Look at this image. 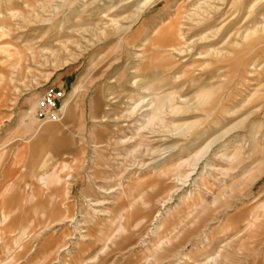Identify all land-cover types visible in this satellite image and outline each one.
<instances>
[{
    "label": "rangeland",
    "instance_id": "rangeland-1",
    "mask_svg": "<svg viewBox=\"0 0 264 264\" xmlns=\"http://www.w3.org/2000/svg\"><path fill=\"white\" fill-rule=\"evenodd\" d=\"M263 1L158 0L123 35L137 0H0V190L13 185L0 215L19 250L0 264L51 250L44 264H264V44L228 65L230 45L264 28ZM129 73L165 108L151 124ZM49 90L58 115L35 137Z\"/></svg>",
    "mask_w": 264,
    "mask_h": 264
},
{
    "label": "bare ground",
    "instance_id": "bare-ground-1",
    "mask_svg": "<svg viewBox=\"0 0 264 264\" xmlns=\"http://www.w3.org/2000/svg\"><path fill=\"white\" fill-rule=\"evenodd\" d=\"M87 1V0H86ZM114 1H118L117 4L120 5L121 7L122 6H126V7H129L130 5V0H95L96 3H104L105 5L108 4L109 6L113 4ZM137 4L135 5V9H134V13L132 14L131 18H129L128 21V24L125 26V27H121V31H122V34L123 35H128L132 32V29L133 27L137 24V22L139 21V19L141 18V16L144 14V12L150 7L152 6L156 1L158 0H137ZM256 1V0H255ZM259 1V0H258ZM65 2V1H64ZM229 2V1H228ZM232 1H230L229 3H231ZM239 2V1H238ZM264 2V1H263ZM220 4V3H219ZM223 4V3H222ZM134 5V4H133ZM262 5V4H261ZM81 6V4H80ZM230 6V5H228ZM260 6V5H259ZM264 6V4H263ZM114 7V6H113ZM206 7V6H205ZM219 7V6H218ZM256 6H254L253 8L255 9ZM130 8V7H129ZM232 8V7H231ZM235 8V7H234ZM252 8V9H253ZM262 8V6H261ZM104 9V8H103ZM121 9V8H120ZM230 9V8H229ZM253 9V10H254ZM263 9V8H262ZM74 10V9H73ZM123 10V9H122ZM259 10V9H257ZM77 11V10H76ZM107 13H106V16H109V15H113L115 13V11H117L116 9L115 10H112V8H107ZM125 11V10H124ZM224 11V10H223ZM74 12V11H73ZM250 12V11H249ZM255 12V11H254ZM258 12V11H257ZM78 13V12H77ZM89 13V12H88ZM197 13V12H196ZM217 13V11L215 12ZM260 13V12H259ZM197 15V14H196ZM201 15V14H200ZM218 14H216L217 16ZM233 15V14H232ZM251 15H252V12H251ZM124 16V15H123ZM225 16V15H224ZM226 16H227V13H226ZM225 16V17H226ZM247 16H249L247 14ZM100 17V16H99ZM219 17V15H218ZM229 17V16H228ZM123 18V17H122ZM127 18V17H126ZM201 18V17H200ZM215 19V18H214ZM125 20V18H124ZM223 20V19H222ZM230 20H233L230 19ZM196 21V20H195ZM219 21V20H218ZM228 21V20H227ZM94 22V21H92ZM124 23V22H123ZM122 23V24H123ZM197 23V22H196ZM222 23V21H221ZM228 24V23H227ZM230 24V23H229ZM196 25V24H195ZM222 25V24H221ZM219 25V26H221ZM223 27V26H222ZM227 27V26H226ZM119 28V27H118ZM158 28V27H157ZM215 29V28H214ZM220 30V29H219ZM221 31V30H220ZM240 31V30H239ZM116 32V30L114 31ZM118 32V31H117ZM235 33V32H234ZM238 33V32H237ZM245 33V31H244ZM103 35V34H102ZM101 35V36H102ZM202 35V34H201ZM212 35V33H211ZM230 35V34H229ZM258 35L261 36V38H258V39H253V37H257ZM218 37V35H216ZM230 37V36H229ZM152 38V37H151ZM213 39V38H212ZM229 39H227L228 41ZM118 41H121V37L119 38ZM197 41V40H196ZM195 41V42H196ZM206 41V39H205ZM211 41V39H210ZM213 41V40H212ZM231 41V40H230ZM239 41L242 43V45L244 44V46H240L238 45L237 43H232V45H230L231 49H233V52L235 53V55L231 56L230 59H229V67L233 68V69H237L239 66H242L241 61H240V58H243L245 55H246V52L249 51V52H254V51H257V49L259 48V46L263 45L264 44V28L258 30H254V31H250L247 35H241L240 38H239ZM204 41H202L203 43ZM201 43V42H200ZM213 43V42H212ZM225 43V42H224ZM228 43V42H227ZM100 44V43H99ZM196 44V43H195ZM208 44V43H207ZM229 44V43H228ZM198 45V44H197ZM43 46V45H42ZM188 49V48H187ZM193 49V48H192ZM185 50V49H184ZM189 50V49H188ZM186 52V50H185ZM180 53H183L180 52ZM186 54V53H185ZM225 54V53H224ZM136 55V54H135ZM187 55V54H186ZM171 56V55H170ZM208 56H211L213 59L215 60H218L220 58H222V56H220V53L219 52H213L211 54H209ZM229 57V56H228ZM146 58V56H145ZM148 59V58H147ZM139 62V61H138ZM240 62V63H239ZM132 66V65H131ZM134 66V65H133ZM248 66V65H247ZM130 68V67H129ZM128 68V69H129ZM136 68V67H135ZM247 68V67H246ZM249 68V66H248ZM131 69V68H130ZM129 69V71H130ZM250 69V68H249ZM134 70V69H133ZM230 70V69H229ZM135 71V70H134ZM132 72V71H131ZM247 76H250L252 75L251 72L250 73H245ZM129 76L128 78V81L130 82L129 83V90L130 92L133 91L134 89H137L139 92H142V94H140L141 96H139V100H138V104L135 106V110L137 109H143V111L141 112V114L143 113L144 116H143V120L145 121V123L148 124H151L153 123V121L157 118H155V114L157 112H161L162 110L164 111V106L162 105V103H160V101L157 100L156 96L155 98L153 97L154 94H149L148 92V81L145 79L144 82L142 84H140L138 87L136 86V80L140 77H138L139 75L138 74H134V73H129L127 74ZM147 77V76H146ZM156 78V77H155ZM82 80L83 78L82 77H79L78 81L76 82L75 86L73 87L72 89V92L70 93L69 97H68V100L65 102L64 104V111H63V115H69L71 112H72V109H73V101L74 99L78 96L79 94V91L82 87ZM140 80V79H139ZM142 82V81H141ZM151 84V83H150ZM149 94V96H147ZM257 95V94H255ZM147 96V97H146ZM150 99H147L148 97H150ZM218 97V96H217ZM205 98V97H204ZM212 98V97H211ZM126 99H129V98H126ZM159 99V98H158ZM161 99V98H160ZM168 99V98H166ZM130 101V100H129ZM162 102H165V101H162ZM213 104V103H212ZM165 105V104H164ZM167 105V104H166ZM168 108V109H167ZM166 110H168L170 112V114H177L175 111H172L170 110L169 107H167ZM219 109V108H218ZM134 110V109H133ZM128 111V110H127ZM139 111V110H138ZM222 112V111H221ZM133 113V112H132ZM134 113H137V112H134ZM163 113V112H162ZM161 114V113H160ZM227 115H229L228 112H226ZM131 115V114H130ZM167 115V114H165ZM142 116V115H141ZM157 116V115H156ZM169 118V117H168ZM171 118V117H170ZM173 118V117H172ZM171 118V119H172ZM170 119V120H171ZM140 121V120H139ZM170 122V121H169ZM50 124V122H46V123H43V124H40L36 131H35V137L39 135V133H41L43 131V129L48 126ZM143 124V123H142ZM146 125V124H145ZM141 126V125H140ZM180 127V126H179ZM183 127V126H181ZM144 128V127H143ZM147 128V127H146ZM184 128V127H183ZM185 130V129H184ZM231 130L225 132V133H222V134H219L217 136H215V138L208 144V147L212 146L216 141L222 139L223 137L227 136L229 133H230ZM171 136V135H170ZM173 136V135H172ZM205 136V135H204ZM251 137V136H250ZM253 137V136H252ZM251 137V138H252ZM228 138V137H227ZM226 138V139H227ZM250 138V139H251ZM224 141V140H223ZM164 142V141H163ZM207 143V142H206ZM217 145V144H216ZM170 153V152H169ZM163 154V153H162ZM166 154V153H165ZM168 154V153H167ZM162 156V155H161ZM234 157V155H233ZM225 158V157H224ZM232 158V157H231ZM231 158H228V159H231ZM233 159V158H232ZM160 160H158L157 162H159ZM230 161V160H229ZM163 173V172H161ZM155 174V173H154ZM189 176H187L186 178H188ZM176 180V179H175ZM177 181V180H176ZM179 181V180H178ZM181 181V180H180ZM183 182V181H181ZM119 190V189H118ZM107 192V191H106ZM113 192V191H112ZM111 192V193H112ZM110 194V193H109ZM108 194V195H109ZM102 204L101 203H95V204H92V208L94 207H100ZM91 206V205H90ZM92 210V213L93 214H96V215H99L101 216V214H99L100 212L99 211H96V210ZM155 218H159V215H157ZM72 222V221H71ZM81 225H79L78 227H80ZM159 231V227H156L155 228V231L152 233L153 235H155L157 232ZM119 232V230H117L115 233L111 234L110 237H107V241H109L110 238L114 239L116 236H117V233ZM114 237V238H113ZM64 251V250H63ZM61 251V252H63ZM65 252V251H64ZM215 259H211L210 261L211 262H214ZM90 261H93L92 259ZM216 261V260H215ZM215 263V262H214ZM39 264H42V262H39Z\"/></svg>",
    "mask_w": 264,
    "mask_h": 264
},
{
    "label": "crops",
    "instance_id": "crops-1",
    "mask_svg": "<svg viewBox=\"0 0 264 264\" xmlns=\"http://www.w3.org/2000/svg\"><path fill=\"white\" fill-rule=\"evenodd\" d=\"M27 144V149L28 151H33L34 149H36L37 147H39V144H37L34 147H31V143L28 142ZM44 146V145H42ZM45 148V147H43ZM24 158L25 155L23 156ZM58 177L54 176L52 177V179H40V183L42 185H44L45 183H49L52 184V182L57 181ZM1 181L3 182V174L1 176ZM43 191H45L44 187H41ZM13 189V185L9 182L6 183L0 190V198L4 195L9 194ZM50 189V188H49ZM10 218L9 213H4L1 212L0 215V262L2 261H18V247L13 245V241L15 240V238L17 237V234H12L10 231H12V225L8 222ZM30 225L28 226H23L21 228V230L18 232L19 237H23V236H28L30 235ZM10 232V233H9ZM111 234L109 235H102L101 238L103 239V244L102 245H106L107 244V237H110ZM65 251V246H61L57 249L58 253H61V251ZM52 251L46 252L44 253V255L37 260L34 264H39V262H42V264H44L52 255ZM63 251V252H64ZM78 264H83L84 260H78L77 261Z\"/></svg>",
    "mask_w": 264,
    "mask_h": 264
},
{
    "label": "built area",
    "instance_id": "built-area-1",
    "mask_svg": "<svg viewBox=\"0 0 264 264\" xmlns=\"http://www.w3.org/2000/svg\"><path fill=\"white\" fill-rule=\"evenodd\" d=\"M62 99L61 93L53 90L45 92L38 100L36 116L38 121L53 122L58 115V108Z\"/></svg>",
    "mask_w": 264,
    "mask_h": 264
}]
</instances>
